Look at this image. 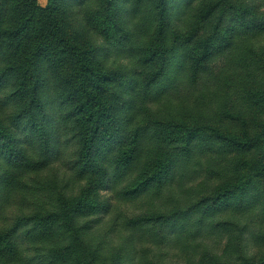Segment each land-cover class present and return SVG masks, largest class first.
<instances>
[{"label":"rangeland","instance_id":"rangeland-1","mask_svg":"<svg viewBox=\"0 0 264 264\" xmlns=\"http://www.w3.org/2000/svg\"><path fill=\"white\" fill-rule=\"evenodd\" d=\"M166 1V15H162L160 0H111L110 5L105 0H56L64 40H73L86 49L90 63L103 75L84 85L77 82L76 92L85 95L87 89L97 93L106 118L121 116L122 142L127 140V128L145 123L152 126L141 147V162L161 146L172 149L178 144L176 140L159 142L152 133L153 119L201 127L194 134L191 152L180 154L178 167L160 194L152 195L149 190L133 199L122 198L120 191L130 182L127 178L100 189V199L108 201L111 210L93 215L94 224L99 216L101 219L88 235L102 253L125 248L124 264H202L201 258L207 252L217 254L222 264H245L247 259L258 262L264 257V185L254 162L264 148L259 125V120L264 119V107L254 111L253 95L257 90L264 91V0H209L217 2L218 7L204 22L196 13L205 0ZM35 2L44 8L48 0ZM9 13V19H15L16 10L10 9ZM38 17L35 22H40ZM194 23L202 26L201 36L210 33L216 24L231 36V45L207 62L196 82L191 81L188 70L193 46L177 44L171 56L167 52L174 35L184 40ZM162 24L164 33L159 36ZM14 26L13 22L4 26L0 37L15 40L11 34ZM163 51L171 60L167 73L145 97L146 86L142 94L141 84L146 71L155 69L161 61L145 63L142 58L152 52L161 55ZM5 60L0 57V74ZM66 67L60 65L54 72L74 79L77 67L71 66L72 73ZM56 85L52 81L43 89L57 143L54 153L59 152L52 168L72 172L76 145L68 141L66 130H59L54 120ZM2 88L6 89L0 90V116L8 118L13 106H4L3 96L14 86L10 83ZM227 108L241 111L246 121L227 118ZM209 125L231 137L260 135L261 139L252 148L237 150L226 140L216 138ZM174 134L182 137L183 132ZM29 149L31 154L38 153L36 157L43 156L34 144ZM248 177L253 184L246 199L243 196L240 202L237 193L220 208L205 207L222 187L240 190L237 186ZM179 208L185 211L170 226L126 223L128 217ZM15 209L17 201L6 204L2 212L11 215Z\"/></svg>","mask_w":264,"mask_h":264},{"label":"trees","instance_id":"trees-1","mask_svg":"<svg viewBox=\"0 0 264 264\" xmlns=\"http://www.w3.org/2000/svg\"><path fill=\"white\" fill-rule=\"evenodd\" d=\"M35 1L0 0V36L4 26L15 23L11 30L15 40L0 37V57L6 59L0 74V90L10 83L14 86L3 96V105L13 106L12 114L8 118L0 116V264H124L125 248L102 253L99 244L88 235V231L100 223L99 216L94 224L93 215L111 210L109 202L100 199V189L127 178L130 182L121 189L122 198L133 199L149 190L152 195L160 194L177 169L180 154L191 152L194 134L201 127L184 121L153 119L152 133L159 142L176 140L178 144L172 149L161 146L157 153L141 162V147L152 126L145 123L127 128V140L122 142L120 136L124 125L121 116L111 120L106 118L97 93L85 88V95L76 92L77 82L84 85L91 78H102V73L90 63L86 49L73 40H64L56 14V0H48L44 8L38 7ZM105 1L111 4V0ZM160 1L161 13L166 15L167 1ZM217 7L215 1L201 2L196 13L198 20L209 19ZM10 9L17 12L13 20L9 19ZM37 17L40 22H35ZM159 29V36L163 35L164 25ZM201 29L199 23H194L184 40L174 35L175 40L167 48L171 56L177 44L193 46L188 70L194 82L207 62L231 45V36L218 24L204 36L200 35ZM142 60L145 63L161 61L155 69L146 71L141 93L146 86L147 97L149 88L167 73L171 60L164 51L161 55L157 52L147 54ZM60 65H67L68 73H72L71 66L77 67L78 72L72 75L74 79L54 72ZM49 81L57 83L55 98L58 99L53 100L57 105L54 116L55 122L58 121L57 128L65 129L68 141L72 140L76 145L72 172L71 169L52 168L54 156L58 157L59 152L54 153V148L57 149L54 128L43 99V89L48 87ZM253 96L254 111L259 112L260 107H264V91L257 90ZM224 115L246 121L239 110L227 108ZM259 122L262 136L264 119ZM207 127L216 138L226 140L237 150L252 148L261 139L260 135L231 137L217 126ZM182 132V137L174 134ZM244 132H249L247 127ZM31 144L43 154L42 157L30 153ZM254 163L259 181L264 185V148ZM82 180L84 182L80 183ZM252 184L248 177L237 186L240 190L222 187L205 207L209 210L220 208L237 193L241 202L243 196L246 199L251 193ZM14 201H17V209L11 215L4 214L2 209ZM262 209L264 212V204ZM184 211L181 208L170 212L152 211L128 217L126 223L131 226L148 223L170 226ZM201 263L222 264V261L217 254L207 252ZM245 264H264V257L258 262L247 259Z\"/></svg>","mask_w":264,"mask_h":264}]
</instances>
